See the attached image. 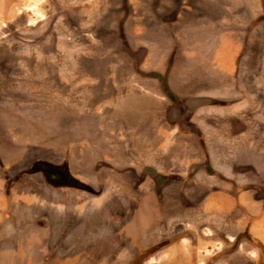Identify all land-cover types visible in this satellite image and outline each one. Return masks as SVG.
Here are the masks:
<instances>
[{
    "label": "rangeland",
    "instance_id": "rangeland-1",
    "mask_svg": "<svg viewBox=\"0 0 264 264\" xmlns=\"http://www.w3.org/2000/svg\"><path fill=\"white\" fill-rule=\"evenodd\" d=\"M0 264H264V0H0Z\"/></svg>",
    "mask_w": 264,
    "mask_h": 264
}]
</instances>
